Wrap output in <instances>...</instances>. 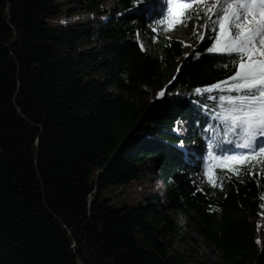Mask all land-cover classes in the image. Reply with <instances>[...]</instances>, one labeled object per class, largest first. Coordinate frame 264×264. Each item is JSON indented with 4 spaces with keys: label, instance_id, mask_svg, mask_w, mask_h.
<instances>
[{
    "label": "trees",
    "instance_id": "16d2710c",
    "mask_svg": "<svg viewBox=\"0 0 264 264\" xmlns=\"http://www.w3.org/2000/svg\"><path fill=\"white\" fill-rule=\"evenodd\" d=\"M106 1L0 0V264L198 262L170 212L187 218L219 264H264V158L219 166L221 154L246 152L236 147L244 133L225 132L231 106L207 99L237 95L228 91L235 81L195 92L226 80L233 57L208 53L213 41L192 35L195 53H186L158 10L135 12L147 0ZM204 10H184L186 24L207 19ZM88 11L96 25L63 22ZM204 158L213 180L202 186ZM146 169L164 198L102 197Z\"/></svg>",
    "mask_w": 264,
    "mask_h": 264
},
{
    "label": "snow or ice",
    "instance_id": "6c2138e0",
    "mask_svg": "<svg viewBox=\"0 0 264 264\" xmlns=\"http://www.w3.org/2000/svg\"><path fill=\"white\" fill-rule=\"evenodd\" d=\"M169 2L184 6V0ZM191 3H206V0H191ZM191 3L187 6L190 7ZM214 3L224 7L213 13L216 19L212 21L213 27L207 30L217 32L216 25H219L220 31L228 28V39L220 54L233 57V71L226 80L208 85L204 89L197 88L195 92H211L229 81H235L228 91L237 95L208 96L207 99L226 101L231 106L228 109L229 116L224 118L225 132L239 128L245 134V146L249 151L242 153V156H248L249 152L264 153V0H214ZM204 11L208 13L212 9L205 8ZM180 15L181 19L177 23H183L187 18L183 11ZM201 27L207 28V23ZM233 27L236 29L235 33L231 31ZM193 35H196L195 31ZM200 39L204 37L201 36ZM212 41L213 45L206 50L208 53L217 51L216 36L212 37ZM181 43L184 44L183 41ZM158 95H163V92Z\"/></svg>",
    "mask_w": 264,
    "mask_h": 264
},
{
    "label": "rangeland",
    "instance_id": "374dc122",
    "mask_svg": "<svg viewBox=\"0 0 264 264\" xmlns=\"http://www.w3.org/2000/svg\"><path fill=\"white\" fill-rule=\"evenodd\" d=\"M158 3H161L158 7L160 8L159 13L162 16V24L161 27L163 30H166V34L170 37H175L180 39L185 43L186 46L185 52L193 55L195 52L193 51V46L189 43V36L192 35L194 37H197L200 39L201 36L206 39V41L212 40L213 36H216V46L217 51H220L223 46L225 45V42L228 39V28L225 27L223 31L219 30V25H216L217 32H211L207 29H210L213 27L212 21L216 19L215 15L213 13H216L219 11L218 9H215V3L214 0H206V3H191V0H184V6L182 7L179 4L170 3L169 0H147L145 2H139L134 10L137 14H146L148 15L149 6H157ZM191 3V6L188 7L187 5ZM105 6L108 9H111L113 7V2L111 0H107L105 2ZM210 8L212 11L210 12V15L208 17H211L212 19L209 20L208 17L202 18L199 22H193L190 21L188 24H186V20H183V23H177V20L181 19V11L184 10H190L192 8H195V10H199L201 8ZM221 7H224L221 5ZM86 12L85 10H79V12ZM231 11V9H229ZM81 15V14H80ZM98 16L95 12L88 11L87 13H84L80 16L79 21L88 22L89 20H92L94 25H96V21ZM206 19V20H205ZM207 23V28H202L201 25ZM225 25H227V21L224 22ZM185 24L187 26H185ZM166 27V28H165ZM196 33V35H193V33ZM233 33L236 32V29L233 27L231 29ZM139 37L142 42V45L145 49L153 52L152 44L148 38V36L145 34L144 29L140 26L139 28ZM201 40V39H200ZM96 44H98L97 40H95ZM213 45V43H212ZM177 66L175 67V69ZM163 92V94L166 92L165 90H158V92L153 96V99H158L162 95H158L159 93ZM170 92H175L170 91ZM170 94V93H169ZM181 126L182 133H186L187 126L186 123L181 121L179 122ZM242 136V138H241ZM241 141L242 145L240 148L246 149L249 151V149L245 146V134L241 135ZM259 138V137H257ZM228 143V141H225ZM225 143V144H227ZM191 147H196L194 144H183L181 145V148L184 150L190 149ZM235 148V147H234ZM251 153V152H250ZM251 158L255 160L254 167H260L261 165V159L264 158V153H251ZM219 160V166H221V163L225 162H233L236 165L242 164L245 161V157H243L241 154L235 155V154H226L222 155L218 158ZM204 161V166H206L207 171L205 173L204 177H198L197 180L200 182V184L203 185H209L213 180V170L212 165L210 164L211 161L208 158H204L202 162ZM151 167V166H150ZM164 192V187L162 181L159 180L157 173L146 169L143 171V174L141 178L138 181H132L128 184H115L113 186H109L103 193L102 197H110L109 201L110 203L117 204L119 201H128L129 203H136L139 200L143 199V196H146L150 193L158 194L160 197L164 198L162 195ZM170 214L179 222V224L183 227L184 239L187 242V246L185 247V251L187 253L192 254L195 258H198V262L194 261L190 264H219V258L218 255L211 252V250L202 242L201 237L197 233V231L193 228V226L188 222L187 218L184 217L180 213H174L170 212ZM256 222L259 225H262L263 219H262V212L260 211V215L256 218ZM262 235H258L257 238L259 241H261ZM197 240V241H194Z\"/></svg>",
    "mask_w": 264,
    "mask_h": 264
},
{
    "label": "bare ground",
    "instance_id": "6f19581e",
    "mask_svg": "<svg viewBox=\"0 0 264 264\" xmlns=\"http://www.w3.org/2000/svg\"><path fill=\"white\" fill-rule=\"evenodd\" d=\"M221 8V5H215V9L219 10ZM151 9V6L148 7V10ZM218 12V11H217ZM81 15H74V16H71V17H68V18H65L63 19V22H68V21H73V20H76L80 17ZM262 212V210H260Z\"/></svg>",
    "mask_w": 264,
    "mask_h": 264
}]
</instances>
